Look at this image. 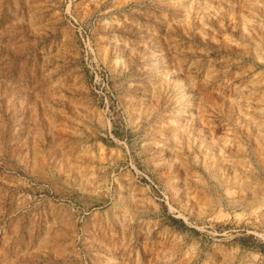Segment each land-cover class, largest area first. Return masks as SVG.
Returning <instances> with one entry per match:
<instances>
[{
  "label": "rangeland",
  "instance_id": "1",
  "mask_svg": "<svg viewBox=\"0 0 264 264\" xmlns=\"http://www.w3.org/2000/svg\"><path fill=\"white\" fill-rule=\"evenodd\" d=\"M0 264H264V0H0Z\"/></svg>",
  "mask_w": 264,
  "mask_h": 264
},
{
  "label": "bare ground",
  "instance_id": "2",
  "mask_svg": "<svg viewBox=\"0 0 264 264\" xmlns=\"http://www.w3.org/2000/svg\"><path fill=\"white\" fill-rule=\"evenodd\" d=\"M162 25V23L159 24V26ZM246 157V155H235V159H234V162H238V161H242L244 160V158ZM260 174V173H259ZM262 176V175H261Z\"/></svg>",
  "mask_w": 264,
  "mask_h": 264
},
{
  "label": "trees",
  "instance_id": "3",
  "mask_svg": "<svg viewBox=\"0 0 264 264\" xmlns=\"http://www.w3.org/2000/svg\"><path fill=\"white\" fill-rule=\"evenodd\" d=\"M174 220H176V219H174Z\"/></svg>",
  "mask_w": 264,
  "mask_h": 264
}]
</instances>
